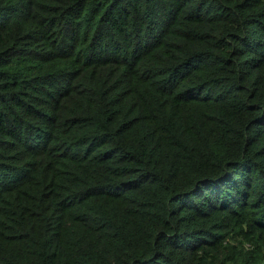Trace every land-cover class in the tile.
Here are the masks:
<instances>
[{"label":"trees","instance_id":"1","mask_svg":"<svg viewBox=\"0 0 264 264\" xmlns=\"http://www.w3.org/2000/svg\"><path fill=\"white\" fill-rule=\"evenodd\" d=\"M0 264H264V0H0Z\"/></svg>","mask_w":264,"mask_h":264}]
</instances>
